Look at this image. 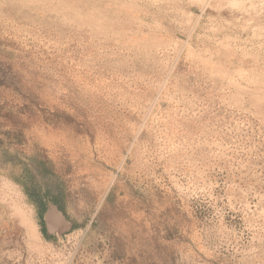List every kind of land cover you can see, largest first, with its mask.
<instances>
[{"label":"rangeland","instance_id":"rangeland-1","mask_svg":"<svg viewBox=\"0 0 264 264\" xmlns=\"http://www.w3.org/2000/svg\"><path fill=\"white\" fill-rule=\"evenodd\" d=\"M0 40L73 224L0 173V264H264V0H0Z\"/></svg>","mask_w":264,"mask_h":264},{"label":"trees","instance_id":"trees-1","mask_svg":"<svg viewBox=\"0 0 264 264\" xmlns=\"http://www.w3.org/2000/svg\"><path fill=\"white\" fill-rule=\"evenodd\" d=\"M1 44L0 40V50H3ZM22 114L20 107L0 105V173L22 187L42 219L51 204H57L64 211V190L54 172L53 160L35 145L30 153L23 149L27 143L26 134L18 125L26 123L20 120ZM53 179L58 182L56 189L48 186Z\"/></svg>","mask_w":264,"mask_h":264},{"label":"water","instance_id":"water-1","mask_svg":"<svg viewBox=\"0 0 264 264\" xmlns=\"http://www.w3.org/2000/svg\"><path fill=\"white\" fill-rule=\"evenodd\" d=\"M42 221L47 235L62 233L66 228L69 229L73 225L57 204H51L47 207Z\"/></svg>","mask_w":264,"mask_h":264},{"label":"crops","instance_id":"crops-1","mask_svg":"<svg viewBox=\"0 0 264 264\" xmlns=\"http://www.w3.org/2000/svg\"><path fill=\"white\" fill-rule=\"evenodd\" d=\"M43 222V221H42ZM44 226V225H43ZM85 255H90L89 253H86ZM94 255V254H93ZM106 262L108 263V260H106ZM97 264H100V261H97Z\"/></svg>","mask_w":264,"mask_h":264}]
</instances>
